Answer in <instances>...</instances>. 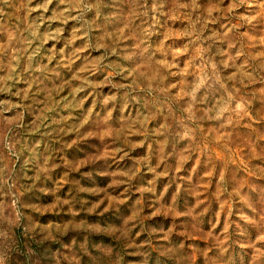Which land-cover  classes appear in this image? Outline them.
<instances>
[{"label":"rangeland","instance_id":"374dc122","mask_svg":"<svg viewBox=\"0 0 264 264\" xmlns=\"http://www.w3.org/2000/svg\"><path fill=\"white\" fill-rule=\"evenodd\" d=\"M0 264H264V0H0Z\"/></svg>","mask_w":264,"mask_h":264}]
</instances>
